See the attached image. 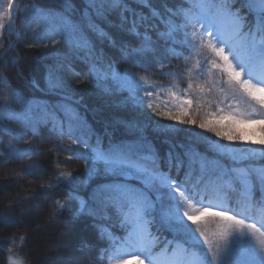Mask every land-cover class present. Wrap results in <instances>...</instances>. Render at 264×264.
<instances>
[{"label": "snow or ice", "instance_id": "snow-or-ice-1", "mask_svg": "<svg viewBox=\"0 0 264 264\" xmlns=\"http://www.w3.org/2000/svg\"><path fill=\"white\" fill-rule=\"evenodd\" d=\"M135 2L149 8L151 15L131 8L128 0H83L85 8L79 20L68 15L45 16L40 9H34L28 22L37 25L33 30L35 41L28 47L47 49L43 55L53 63L45 65L43 91L59 100L55 104L35 102L10 88V94L20 97L21 103L18 109L5 108L0 116V131L23 140L28 147L12 149L13 159L4 163L35 155L31 139L4 127V121L31 129L32 136L39 134V126L51 123L50 131L57 140L67 137L72 145L67 158L85 159L87 165L84 179L64 171L53 175L55 183L49 182L47 187L63 186L68 191L64 200L55 201L54 214L66 212L73 219L88 217L106 253L112 249L117 254L128 253L138 264H264V0H191L189 9L173 10L164 5L163 11L153 8L150 0ZM17 4L18 0L0 4V35H13ZM63 6L66 12L72 11L70 0H63ZM114 16L118 22L112 19ZM147 21H155L148 27L157 32L158 40L187 48L190 56L206 57L208 80L203 85L194 83L206 68L197 60L188 69L190 82L183 97L170 93L176 101L172 108H154V88L144 86L146 78L137 79L127 71L121 75L116 67L118 62L139 66L135 57L140 49L133 44L147 38L139 31ZM112 28L126 35L114 39L106 30ZM96 41H107L118 48L120 61L108 58ZM62 44L69 51L83 53L77 58L88 65L86 78L90 85L110 96L127 92L118 106L131 107L143 122L117 119L111 131L105 128L103 133L95 132L76 107L82 98L75 97L64 79L65 68L72 69L65 65L67 56L60 51ZM11 47L10 44L0 53V62L6 63L4 58ZM162 52L166 58L171 53L177 60L182 55L169 48ZM18 61L17 55L13 63ZM98 65L103 67L102 73ZM143 71L149 68L145 66ZM22 79L26 87H39L31 76ZM213 92L220 94L217 105L228 103V111L217 107L215 114L198 119L197 114L213 103L205 98ZM145 105L152 115L171 123L152 120ZM149 125L166 135L163 143L169 147L163 155L145 135ZM241 125H259V139L255 138L256 129L246 132ZM117 127L124 130L126 138H114ZM192 127L229 144L247 143L259 148L229 147L192 133ZM181 132L187 133V146L167 139ZM193 141L205 143L216 155L209 157L199 152ZM81 147L85 153L79 151ZM177 148L183 152H176ZM37 171L30 165L26 174L35 175ZM93 179L100 182L89 190ZM77 181L85 189L84 194L76 191ZM256 190L260 192L259 199L254 195ZM14 218L17 217L11 211L0 216L3 221ZM112 228L121 229L123 234L115 235ZM165 231L172 234L171 239L162 236ZM93 247L87 240L81 244L82 251ZM178 248L182 250L179 255ZM116 264H125V260L117 258Z\"/></svg>", "mask_w": 264, "mask_h": 264}, {"label": "trees", "instance_id": "trees-1", "mask_svg": "<svg viewBox=\"0 0 264 264\" xmlns=\"http://www.w3.org/2000/svg\"><path fill=\"white\" fill-rule=\"evenodd\" d=\"M73 8L71 12H66L63 6V0H18L16 7V19L12 23V33L0 35V53H3L5 48L11 44V50L8 56L4 58L5 62H0V110L6 107L18 109L21 103L20 97H14L9 90L14 89L19 92L21 96L27 99H32L35 102L55 104L59 97L50 95L43 91L46 88L45 81V65L53 63L51 58H45L44 52L47 49L42 46L29 48L28 44L35 41L33 30L37 28L36 23L29 24L28 17H30L35 8L41 10L45 16L56 17L57 15H68L73 20H79L85 8L83 0H70ZM129 6L145 16H150L149 8L141 6L135 0H128ZM153 8L163 11V6L176 10L178 8L189 9L192 7L191 0H150ZM115 22H118L117 17H112ZM155 23V21H147L141 25L139 31L146 33L147 38H141L133 47L139 48V54L135 59L139 62L138 67H132L127 63L118 62L116 64L117 70L123 75L125 71L131 73L134 77L144 76L147 83L144 86H152L154 88L153 106L163 110L165 107L172 108L176 101L172 99L170 93L183 97L185 90L190 82L188 76V69L191 68L192 60L196 63L199 60L206 65L205 74L197 78L194 83L203 85L208 80V67L206 57L189 55L187 48H181L177 44H165L163 39L157 38V32L148 27V24ZM113 35L114 39L123 38L126 33L120 32L118 29H106ZM163 31V28L160 29ZM59 39V37H56ZM97 47L102 48L105 55L115 61H120V52L118 48L110 46L107 41L103 44L96 41ZM50 44V41H49ZM169 48L173 52H180L181 58L175 59L170 53L167 58L162 52V49ZM60 51L65 53L67 59L65 65H70L72 71L65 68L64 79L73 91L77 99H80V105H76L78 110L85 116L88 124L97 133H103L105 128L112 130L113 122L117 119L139 120L143 122V118L137 115V112L131 107H119V100L127 96V92L118 94V96H110L104 94L101 89L94 87L88 83L86 73L88 72V65L82 59L77 58L83 53L69 51L67 46L60 45ZM19 56L18 63H13V60ZM184 57H189L186 61ZM159 62V64L157 63ZM164 67H160V65ZM147 66L148 72H144L143 68ZM98 71L103 72V67L98 65ZM215 71V70H213ZM31 76L39 87H26L23 84V78ZM159 85V88L155 86ZM217 93V92H213ZM142 95V94H141ZM213 94L206 95V99L213 100V103L204 108L203 111L197 114V118H204L208 113L215 114L217 107L214 103ZM191 98V97H189ZM224 112L227 108L221 107ZM145 112L152 120L158 121L160 124L171 123L165 121L157 116L152 115V111L148 110L145 105ZM2 116V114H0ZM4 127L18 131L25 139H31L35 155L16 157V162L4 163L6 159L11 161L13 159L12 149H26L28 145L24 144L23 140H16L7 132L0 131V216L11 211L15 217L11 221L0 220V264H10V258L16 257L21 264H34L33 258H30L26 252V245L28 241V228L25 226L24 216L28 215L24 212L25 206H28L33 198L42 200V210L45 220L52 225H59L64 229H71L76 225L77 228L84 230L85 234L79 235L74 245V254H81L84 262L78 264H113L111 257L114 254V249L105 252L103 246L97 240V232L92 227L91 220L88 217H80L73 219L66 212L63 214H54V207L56 200H64L68 196V191L65 187H57L49 189L47 186L49 182L55 183L54 174L59 172H71L74 176L80 179L87 177V165L85 159H72L67 157L70 154L72 145L67 137L63 141H58L55 134L50 131L52 124L41 125L38 128V135L32 136L31 129H21L15 122L4 121ZM186 128L187 126H177ZM246 132L257 130L256 139H259L258 128L259 125H241ZM192 133H200L201 135L209 137L211 140L216 137L211 133H204L199 128L192 127ZM145 135L156 145L160 150L161 155L168 149L169 145L163 143L166 139L164 133L153 130L149 125L145 128ZM187 133L181 132L175 136H167V139L173 143L181 142L186 146L189 141L186 139ZM115 139L126 138L124 130L117 127L114 132ZM246 138L252 139L251 136ZM224 142L223 140H221ZM91 142L95 143V136L92 137ZM193 146L201 153H206L209 157L214 154L205 143L192 142ZM11 144V147L9 145ZM104 146H107V137L104 139ZM259 148V147H258ZM257 148V149H258ZM81 153H85L83 147L79 148ZM176 152H183V149L177 148ZM225 162V158H221ZM30 165H34L38 171L35 175L26 174V169ZM175 174V173H174ZM9 175H15V178H8ZM100 182L98 179H93L89 185V190L96 183ZM44 187H41V185ZM77 192L84 194L85 189L79 181L75 184ZM255 197L259 199L260 192L256 190ZM45 214V215H44ZM43 218V217H42ZM27 220V219H26ZM82 226V227H81ZM112 233L119 236L122 235V230L119 228L110 229ZM164 234V233H163ZM23 237L24 239H21ZM90 241L94 247L91 251L81 250L83 241ZM11 249V251H9ZM22 249V251H21ZM77 260V259H70Z\"/></svg>", "mask_w": 264, "mask_h": 264}, {"label": "rangeland", "instance_id": "rangeland-1", "mask_svg": "<svg viewBox=\"0 0 264 264\" xmlns=\"http://www.w3.org/2000/svg\"><path fill=\"white\" fill-rule=\"evenodd\" d=\"M3 2L4 0H0V4ZM194 64L195 62L192 60V65ZM217 93H212L215 104H217L216 101L220 98V94ZM232 103L234 104L235 102ZM219 105L225 106L228 109L227 102ZM4 110H0V114L3 115ZM213 141H217L220 144H225L229 147L235 148L252 149L259 147V145L247 143L229 144V142H222L217 138L213 139ZM15 177V175H9L8 178ZM42 203L43 202L41 199L39 200L37 198H33L32 202L28 206L23 207L24 212L28 214L24 216V218L27 219H25V222L27 221L25 226L29 230L26 252L30 258L34 257V264H66V261H69L72 258L77 259L76 261H78V263L79 261L84 262V258L81 256V254H74V245H76V240L79 238V235L82 233L86 235L85 231L81 230V228L64 229L59 227V225H52L48 223L44 216H41L43 214ZM186 223L189 222L186 221ZM204 250L207 251L206 248ZM181 251L182 250L178 248L177 255H179ZM61 254H64V256L66 255L65 258H63ZM117 258H123L125 260V264H138L137 259L128 253H123L121 255L115 252V254L112 256V262L114 264H116ZM11 261H16L17 264H21L18 259H16V257L10 258V264ZM145 264H147V261H145Z\"/></svg>", "mask_w": 264, "mask_h": 264}, {"label": "bare ground", "instance_id": "bare-ground-1", "mask_svg": "<svg viewBox=\"0 0 264 264\" xmlns=\"http://www.w3.org/2000/svg\"><path fill=\"white\" fill-rule=\"evenodd\" d=\"M77 226H79V225H76V226H74L73 228L76 229ZM81 227H82V226H81ZM79 228H80V227H79ZM66 254H67V253H66ZM61 256H62L63 258H65L66 255L64 256V254H63V255L61 254ZM33 260H34V257H33Z\"/></svg>", "mask_w": 264, "mask_h": 264}]
</instances>
